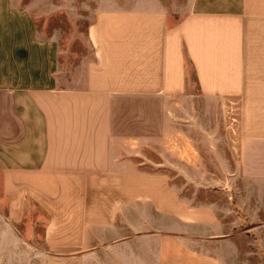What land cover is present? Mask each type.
<instances>
[{"label":"crops","instance_id":"obj_1","mask_svg":"<svg viewBox=\"0 0 264 264\" xmlns=\"http://www.w3.org/2000/svg\"><path fill=\"white\" fill-rule=\"evenodd\" d=\"M193 2L102 0L83 88L0 85V264H264V0Z\"/></svg>","mask_w":264,"mask_h":264},{"label":"rangeland","instance_id":"obj_2","mask_svg":"<svg viewBox=\"0 0 264 264\" xmlns=\"http://www.w3.org/2000/svg\"><path fill=\"white\" fill-rule=\"evenodd\" d=\"M133 1L118 0L125 7ZM163 2L170 12V24L196 6L193 0ZM101 7L102 0H0V85L11 81L24 87L83 88L87 66L94 59L88 30ZM143 154L152 170L153 146H146ZM175 182L191 195L199 188L213 190L221 183L212 179ZM0 203L3 208L4 203ZM30 215L36 219L44 213L36 205ZM243 218L248 219L245 215ZM41 224L35 229L39 239L43 234Z\"/></svg>","mask_w":264,"mask_h":264}]
</instances>
